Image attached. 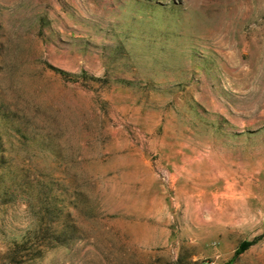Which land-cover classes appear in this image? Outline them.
Segmentation results:
<instances>
[{"label": "rangeland", "instance_id": "obj_1", "mask_svg": "<svg viewBox=\"0 0 264 264\" xmlns=\"http://www.w3.org/2000/svg\"><path fill=\"white\" fill-rule=\"evenodd\" d=\"M0 182V264H264V0H0Z\"/></svg>", "mask_w": 264, "mask_h": 264}, {"label": "trees", "instance_id": "obj_2", "mask_svg": "<svg viewBox=\"0 0 264 264\" xmlns=\"http://www.w3.org/2000/svg\"><path fill=\"white\" fill-rule=\"evenodd\" d=\"M249 245H250V243H248V242L242 243L240 248L236 251V254H239V253L243 252Z\"/></svg>", "mask_w": 264, "mask_h": 264}]
</instances>
